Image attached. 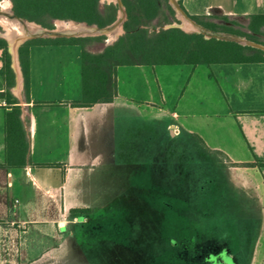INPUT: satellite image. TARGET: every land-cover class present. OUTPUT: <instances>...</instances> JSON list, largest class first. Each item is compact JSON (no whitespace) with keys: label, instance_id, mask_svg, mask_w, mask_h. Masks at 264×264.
I'll return each instance as SVG.
<instances>
[{"label":"crops","instance_id":"obj_1","mask_svg":"<svg viewBox=\"0 0 264 264\" xmlns=\"http://www.w3.org/2000/svg\"><path fill=\"white\" fill-rule=\"evenodd\" d=\"M100 3L103 7L106 0H100ZM182 3L189 14L201 17L213 15L249 20L251 15L264 14V0H182ZM70 45L78 46L77 57L81 60L82 49L78 44L30 47L29 100L25 95L20 55L18 64L12 66L15 82L10 90L21 107L31 163L21 166L7 164L6 112L9 104L0 99V264H78L80 255L89 261L97 248L94 245L112 240L109 232V235L101 233L103 228L99 223L115 213L123 214V208L118 207L101 212L103 203L107 205L123 188L125 170L129 166L123 159V148L118 151L122 152L117 158L119 161H113L101 148L91 154L81 147L83 133L84 136L92 132L103 133L106 114L121 105L118 93L112 102L76 106L75 102L82 98V69L72 72L71 76V69L63 64L35 65V57L46 55L54 49L51 47L59 49ZM198 65L202 64L193 66ZM204 65L218 67L213 75L222 112L214 114L211 122L202 123L200 127L173 121L172 116H177L175 111L172 116H165L163 124L169 135L167 164L173 165L174 174L176 167L182 166L179 173L189 188L193 172L188 168V157L177 155L175 142L181 140L195 144L208 178L218 177L210 193L225 191L220 185L224 179L234 188L233 199L249 202L250 210L243 215L259 217V226L264 230V61ZM5 89L4 50L0 48V92ZM140 117L141 122L154 132L159 117ZM170 127L176 128L178 135H172ZM195 134L211 150L226 156L224 165H218L210 157ZM152 151L150 156L154 160L139 163L141 171L131 176L137 175L139 180L135 184L146 186L157 196L150 199L165 196L171 201L176 200L178 193L171 185L165 189L160 186L155 159L159 151ZM244 163L250 165H242ZM111 167L117 168L120 175V179L117 177L113 182L107 172ZM206 185L201 194L208 196L210 186ZM74 208H90L91 211L72 212ZM240 214L236 216L240 218ZM237 224L235 251L229 262L242 264L241 256L248 249L252 251L247 257L250 262L246 259V264H256L261 239L249 238V235L242 238L241 233L245 231L239 219ZM121 227L123 231L124 226ZM159 236L157 234L154 238L157 243ZM170 240H167L169 246ZM122 242L127 244L125 239Z\"/></svg>","mask_w":264,"mask_h":264},{"label":"rangeland","instance_id":"obj_2","mask_svg":"<svg viewBox=\"0 0 264 264\" xmlns=\"http://www.w3.org/2000/svg\"><path fill=\"white\" fill-rule=\"evenodd\" d=\"M0 1L5 2L4 5L6 6H12L11 0ZM114 1L111 0V3L116 4ZM109 2V0H106V4H110ZM168 3L174 9V15L171 16L169 23L178 21V11L171 0H168ZM201 20L217 23L220 29L214 31L237 34L264 45V31L262 34L252 33L247 27L249 20L228 17V20L225 21L221 17L213 15L202 16ZM169 23L156 25L155 28L151 27V31H158ZM198 23L201 24L200 22ZM51 24H53V28L58 26L56 19L52 20ZM232 30L237 31V33L232 32ZM6 32V27L0 23V34H5ZM105 36V39L88 41L87 48L93 52L102 51L106 45L113 43L112 41L109 42V36ZM51 48L54 49H51L52 51L46 55L35 57V65L39 64L41 66V64H48V62H51L52 65L63 64L71 69V76L73 75L72 72H77L81 69V60L77 57V45L64 46L61 47L62 49H57V47ZM211 67L204 64L193 66L184 63L177 65L159 64L155 66L122 65L118 67L117 93L121 105L106 114L102 134L99 135L96 132L89 133L87 136H84V133L82 134L81 147L84 151L91 152V154L95 152L94 150L101 148L105 150L104 155L113 161L120 158L122 152L118 151L123 148V159L129 163L123 178V188L117 191L118 195L113 200L107 202V205L103 203L104 209H101V212L113 209L114 207L123 208V214H118L113 218L109 215L110 213L107 215L110 216L108 217L111 225L120 226V222H122L121 226H124L122 236L125 242L128 241V237H131V239L127 244L108 240V242L101 243L100 245H94L97 248L93 252V257L88 261L84 255H80L78 256V264H152L153 261H156V264H161L162 261L158 257L156 258L157 248L155 246H158V243L154 238L157 234L161 236L162 232L168 235L167 237L171 240L175 238L174 241H177L180 245L179 247L177 246V253L181 250L184 253L185 251H189L187 250L189 242L186 235H201L202 226L216 237L207 234V242L201 246L210 250L215 249L220 256L224 255L226 258L225 252L227 250L225 247L232 248L229 251H235L233 236L236 234L235 231L239 230L238 219L241 222L242 230L245 231L241 233L242 238L249 235V238L256 237L257 239H261L260 247L257 249L256 264H264V230L259 226L261 219L259 217L243 215L250 210L249 202L233 199L232 193L234 192V188L227 184L224 179L222 180L223 185H220L221 188H225V191L220 192L217 190L215 191L217 193L212 192L215 197L216 195L220 197L218 199L216 197V200L211 197L212 199L208 201L206 209L200 206L199 208L196 207L195 211H193L195 213L193 215L195 216L190 217L192 221L185 224V206L183 207L179 202H176L177 206H175L174 201L169 200L165 196L150 199L157 196L154 195L153 191L146 189V186L142 187L141 185L139 187L135 184L139 180L137 175L131 176L132 173L141 171L139 163L154 160V157L150 155L153 153L152 150H155V152L159 151L155 157L159 167L157 168L156 175L160 177V186L162 188H169L168 186L171 185L177 191L178 199L187 200L190 197L194 200V204H199L198 201L201 199L206 181L208 187L210 186V189L207 188V190H209V193L212 191L211 186L213 183H217L218 177L216 175L214 178H208L209 175L207 176L205 168H203L205 165L200 163L203 159L193 143L187 144V142L183 143L181 140L175 142L178 151L177 155L188 157L187 165L189 170L191 169L193 172L190 176L192 180L189 183L191 184L189 188L188 183L183 180L182 174L179 173L182 166L176 167L174 174L173 165L167 164L169 160L166 158V145L169 135L166 133L163 124L166 120L165 116H172L174 111L177 116H174L175 119L172 116L173 121L191 123V125L199 127L202 123L211 122L214 114L222 112V105L220 102H217L219 89L216 78L213 75L215 68L218 67L213 66V71ZM188 113L190 114L187 115ZM141 115L145 117H159V122H157L154 132L151 127L141 122ZM169 130L174 136L179 133L176 128L170 127ZM155 139L156 142H154ZM176 160L178 161L179 158L177 157ZM118 171L117 168H108L107 172L110 174L112 182L117 177L120 179ZM129 175L130 179L128 178ZM139 176H141L140 173ZM213 194L210 193L211 196ZM240 212L241 216L239 218L236 215H239ZM203 221L205 223H202ZM190 225H192L191 228ZM121 226L120 228H122ZM212 228H215L216 231L214 232ZM94 247L91 248L94 249ZM180 248L182 249L179 250ZM251 251L248 249L244 251L246 254L243 255L242 264H246L247 260L250 262L248 256ZM154 252L155 259H153ZM174 260L175 258L172 256L170 263L174 264ZM196 264H210V262L205 261L201 263L200 261V263Z\"/></svg>","mask_w":264,"mask_h":264},{"label":"trees","instance_id":"obj_3","mask_svg":"<svg viewBox=\"0 0 264 264\" xmlns=\"http://www.w3.org/2000/svg\"><path fill=\"white\" fill-rule=\"evenodd\" d=\"M13 9L19 17L35 21L45 27L53 28L52 20H76L95 23L103 27L111 24L118 14V5L114 3L101 6L100 0H11ZM127 19L124 22L125 33L106 45L100 52L87 48L93 39H105V35L81 37L34 38L23 43L19 48L20 61L25 78V95L30 99V47L32 45H81L82 98L76 106H91L95 103L112 102L117 95V69L122 65H159V64H214V63H249L264 61V51L236 41L206 38L202 33H189L180 27H161L151 31V27L171 21L174 9L168 0H122ZM181 6L184 8L182 0ZM185 9V8H184ZM187 12V11H186ZM188 13V12H187ZM189 14V13H188ZM204 26L218 30L215 22H204L201 16L191 15ZM228 20L227 16L221 17ZM248 29L255 34L264 31V14L249 17ZM237 33V31L232 30ZM0 48L4 50V70L6 89L0 92V99L9 104L6 112L7 164L21 166L31 163L28 158L29 141L21 118L18 99L12 94L15 82L12 54L8 41L0 36ZM210 157L218 164L224 165L226 156L211 150L201 137L194 135ZM223 157V158H221ZM242 165L248 166L249 163ZM90 208H74L72 212L89 213ZM119 213H115L116 217ZM112 217V218H113ZM92 226L94 223H91ZM103 235H111L114 242H122L123 231L120 226L111 225L109 218L99 223ZM109 232V233H108ZM105 233V234H104ZM168 235L161 232L156 258L161 264H187L185 253H177L178 248L169 246ZM131 237H128V241ZM127 241V242H128ZM130 242V241H129ZM155 252L154 257L155 259ZM169 259V260H168ZM168 261V262H167ZM153 261L152 264H156Z\"/></svg>","mask_w":264,"mask_h":264},{"label":"water","instance_id":"obj_4","mask_svg":"<svg viewBox=\"0 0 264 264\" xmlns=\"http://www.w3.org/2000/svg\"><path fill=\"white\" fill-rule=\"evenodd\" d=\"M114 2L118 5V8H119L117 18L111 24H108L106 26L101 27L98 24H95V23L91 24V23H88L86 21L68 20V21H71L76 26L85 27L86 29H88L87 32H81V33L63 32V31L58 30L57 27L47 28V27H44L43 25H41L35 21H30L26 18L19 17L18 15H16V13L13 9V3H12L11 13H12V16L15 17V19H18L24 23L32 22V23H35V24H37L43 28V31L38 33V34L21 35V36H17L14 39L7 37L6 34H4V33L0 34V36H2L3 38H5L8 41L9 50L13 56V62H12L13 65L16 66L19 62V48H20V46L23 43H25L26 41H28L30 39H34V38H40V37H43V38L81 37V36H88V35H107V36H109L111 33L116 31L118 26H120V30H119V32L115 33V37L113 39L109 38V42L110 41H112V42L116 41L120 37V35L125 33L124 22L127 19V11H126V8H125L122 0H115ZM171 2L174 5L175 9L178 11V16H177L178 21L166 24L164 26V28L180 27L189 33H194V32L195 33H202L206 38L215 37L217 39H222V40L236 41L240 44L250 45V46L259 48V49L264 51V45L263 44L249 40L244 36H240V35L232 34V33L214 31V30H211V29L204 27L203 25L199 24L197 21L192 19L187 14L186 10L181 6V4H180V2H178V0H171ZM0 13H2V12L0 11ZM120 13H122L123 15L120 16ZM183 17L190 20L196 26V28L186 29L182 24L183 23ZM56 20H62V19H56Z\"/></svg>","mask_w":264,"mask_h":264},{"label":"flooded vegetation","instance_id":"obj_5","mask_svg":"<svg viewBox=\"0 0 264 264\" xmlns=\"http://www.w3.org/2000/svg\"><path fill=\"white\" fill-rule=\"evenodd\" d=\"M188 197H189V194H187ZM214 198L216 200V197L217 199L220 197L218 195H216V197L214 196H211V195H202L201 196V199L199 202V204H194V200L191 199L190 197L187 199V200H180V199H176V200H173L174 201V205H176V202H179L180 205H182L183 207L185 206V209H184V213H185V224H187L188 222L192 221L190 219V217H193L192 216V213L193 211H195L194 209L196 207L199 208V206L203 209H206L208 206L207 203L210 199ZM191 213V214H190ZM188 219V220H187ZM195 221V220H194ZM202 223H205V221H203ZM192 227V225H190V228ZM213 231L215 232L216 229L215 228H212ZM210 231H208L205 227H201V235H196V236H190V235H186V238H188V242H189V247L187 248V250L189 251H185V258H186V262L187 264H196V263H203V262H210V264H230V262L228 260H230L231 258L233 259V254L234 252L232 251H229L231 250L232 248H228V247H225L227 252H225L226 254V258L224 257V255H219L217 250H210L208 248H203L201 245L203 243H206V239L208 237L207 234H211L209 233ZM212 235V234H211ZM213 236V235H212ZM190 237V238H189ZM213 237H216V236H213ZM219 237V236H218ZM235 237V234L233 236V239ZM175 238H173L172 240H170V245L173 246V247H179L180 245L178 244L177 241H174ZM182 249V248H181ZM203 249V250H202ZM199 250H201L200 252H198ZM222 252V251H221ZM243 258V255L241 256ZM236 261V259H235Z\"/></svg>","mask_w":264,"mask_h":264},{"label":"bare ground","instance_id":"obj_6","mask_svg":"<svg viewBox=\"0 0 264 264\" xmlns=\"http://www.w3.org/2000/svg\"><path fill=\"white\" fill-rule=\"evenodd\" d=\"M5 2L0 1V23H2L6 29L7 32L5 33L7 37L14 39L17 36L21 35H28V34H38L43 31V28L35 23L27 22L24 23L18 19H15V17L12 16L11 13V5L6 6L4 5ZM123 14L120 13V16ZM58 22V30L63 32H87L88 29L85 27H79L74 25L71 21L68 20H57ZM183 26L186 29H193L196 28V26L188 19L183 17ZM120 26L116 29L115 32L111 33L109 37L113 39L115 37V33L119 32Z\"/></svg>","mask_w":264,"mask_h":264},{"label":"built area","instance_id":"obj_7","mask_svg":"<svg viewBox=\"0 0 264 264\" xmlns=\"http://www.w3.org/2000/svg\"><path fill=\"white\" fill-rule=\"evenodd\" d=\"M2 102H0V104H1ZM3 103L5 104L6 102L5 101H3Z\"/></svg>","mask_w":264,"mask_h":264}]
</instances>
